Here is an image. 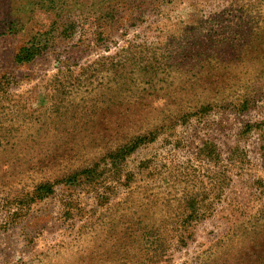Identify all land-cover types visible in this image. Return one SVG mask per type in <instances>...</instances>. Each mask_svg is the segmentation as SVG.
I'll list each match as a JSON object with an SVG mask.
<instances>
[{
  "label": "rangeland",
  "instance_id": "1",
  "mask_svg": "<svg viewBox=\"0 0 264 264\" xmlns=\"http://www.w3.org/2000/svg\"><path fill=\"white\" fill-rule=\"evenodd\" d=\"M0 264H264V0H0Z\"/></svg>",
  "mask_w": 264,
  "mask_h": 264
},
{
  "label": "trees",
  "instance_id": "2",
  "mask_svg": "<svg viewBox=\"0 0 264 264\" xmlns=\"http://www.w3.org/2000/svg\"><path fill=\"white\" fill-rule=\"evenodd\" d=\"M43 34L46 35L47 33L38 34L37 36H34L32 40L28 41L25 45L21 46L14 56L15 61L16 62L31 61L35 56L39 55L43 50H45L48 47L49 40L46 37L44 38ZM152 139H153L152 132H150L147 135L137 136L133 140L124 144L123 146L108 152L106 156L108 158L113 159V161L115 162V160H117L118 158L122 159L124 158L125 155L131 153L140 143ZM94 171H95L94 165L87 166L82 168L78 172L68 176L65 180H67L68 182H73L77 180L80 181L83 179L85 181H90L93 178L92 176ZM36 189H37L36 190L37 194L33 196H37V197L40 196L41 191L51 192V187L48 183L41 184Z\"/></svg>",
  "mask_w": 264,
  "mask_h": 264
}]
</instances>
